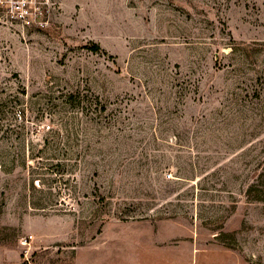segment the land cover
Here are the masks:
<instances>
[{"label": "rangeland", "instance_id": "obj_1", "mask_svg": "<svg viewBox=\"0 0 264 264\" xmlns=\"http://www.w3.org/2000/svg\"><path fill=\"white\" fill-rule=\"evenodd\" d=\"M57 1L0 20V264H264V0Z\"/></svg>", "mask_w": 264, "mask_h": 264}, {"label": "built area", "instance_id": "obj_2", "mask_svg": "<svg viewBox=\"0 0 264 264\" xmlns=\"http://www.w3.org/2000/svg\"><path fill=\"white\" fill-rule=\"evenodd\" d=\"M58 5L57 0H0V20L24 30L49 29L56 21Z\"/></svg>", "mask_w": 264, "mask_h": 264}, {"label": "trees", "instance_id": "obj_3", "mask_svg": "<svg viewBox=\"0 0 264 264\" xmlns=\"http://www.w3.org/2000/svg\"><path fill=\"white\" fill-rule=\"evenodd\" d=\"M97 48H98L97 46H94V47H93V49H95V50H97Z\"/></svg>", "mask_w": 264, "mask_h": 264}]
</instances>
